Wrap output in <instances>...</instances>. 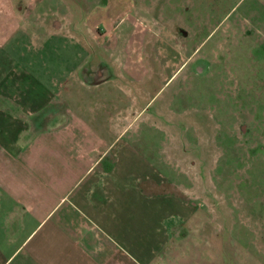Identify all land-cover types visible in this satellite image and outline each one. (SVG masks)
<instances>
[{
	"label": "crops",
	"instance_id": "crops-1",
	"mask_svg": "<svg viewBox=\"0 0 264 264\" xmlns=\"http://www.w3.org/2000/svg\"><path fill=\"white\" fill-rule=\"evenodd\" d=\"M107 1L78 38L61 36L63 49L70 39L86 52L76 63L74 52L32 54L60 43L57 10L0 0V264H264V240L236 248L196 201L197 160L179 159L190 188L170 180L168 132L149 110L183 65L204 59L196 36L220 25L213 0ZM243 14L225 37L264 61V0Z\"/></svg>",
	"mask_w": 264,
	"mask_h": 264
},
{
	"label": "rangeland",
	"instance_id": "rangeland-1",
	"mask_svg": "<svg viewBox=\"0 0 264 264\" xmlns=\"http://www.w3.org/2000/svg\"><path fill=\"white\" fill-rule=\"evenodd\" d=\"M123 1L129 4L131 0ZM157 1L163 4V0ZM250 1L213 0L212 10L220 25L214 35L206 38L208 31L201 29L196 36L197 40H203L197 56L204 59L183 65L179 69L181 72H177L155 95L149 110L156 122L161 120V125L165 124V132H168L164 143L171 153L170 172H166L170 180L185 181L187 185H184L190 188L189 183L193 184L189 182V174H194L185 173L179 159L185 156L193 163L197 160V171L193 172L200 182L196 201L202 203L203 211L215 222L221 221L228 226L224 230L229 231L231 244L252 251L256 243L264 240V85L259 83L260 79L264 80V61L249 56L241 38L234 45L225 37L228 24L240 27L244 24L243 13ZM104 2L106 0H28L41 11L57 10V13H51V19L57 16L66 22L60 37H56L60 41L58 45L35 49L32 54L74 52L75 62H79L86 52L70 39L69 49H63L64 38L72 34L66 31H74L73 37L78 38L85 28L84 19L90 14L89 10L93 9L91 15L96 17L100 9L97 6ZM107 2L113 5L121 0ZM165 2L175 4L174 0ZM205 9L202 5V11ZM154 13L159 17V12ZM245 18L250 21L248 15ZM116 20L115 14L109 19H101L96 26L100 25V30L108 29V24ZM72 27L76 28L72 30ZM16 41L14 38L12 43ZM199 41L194 42L197 45ZM14 49L11 51L16 56L19 49L15 46ZM20 51L31 54L26 47L22 50L20 47ZM60 58L58 62L53 61L51 70L61 64ZM157 127L156 124V133ZM154 142L156 149L159 148L160 140L157 138ZM176 194L173 196L190 198L188 191L183 197ZM255 221L259 224L254 225ZM250 224L256 229L252 230V236L246 230ZM258 228H261L260 232Z\"/></svg>",
	"mask_w": 264,
	"mask_h": 264
}]
</instances>
